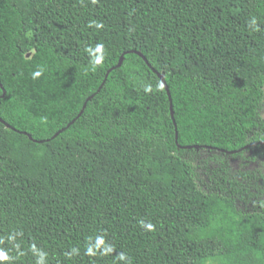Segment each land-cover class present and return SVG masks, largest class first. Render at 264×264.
<instances>
[{"label":"trees","instance_id":"obj_1","mask_svg":"<svg viewBox=\"0 0 264 264\" xmlns=\"http://www.w3.org/2000/svg\"><path fill=\"white\" fill-rule=\"evenodd\" d=\"M263 112L264 0H0V264H264Z\"/></svg>","mask_w":264,"mask_h":264},{"label":"water","instance_id":"obj_2","mask_svg":"<svg viewBox=\"0 0 264 264\" xmlns=\"http://www.w3.org/2000/svg\"><path fill=\"white\" fill-rule=\"evenodd\" d=\"M135 52H137V53H139V54H141L142 55V53L141 52H139V51H135ZM124 58H125V54H123L122 56H121V58H120V60H119V63L115 66V67H119V66H121L122 65V63H123V61H124ZM114 68V67H113ZM110 72V71H109ZM159 74V76H160V78H161V80H162V82L165 84V87H166V89H167V91H168V94H169V97H170V101H171V114H172V117H173V119H174V121H175V118H174V110H173V102H172V97H171V92H170V90H169V86H168V84H167V81H166V78H165V76L163 75V74H161V73H158ZM108 75V74H107ZM5 93H6V90H4V95H5ZM86 107V104L84 105V108ZM83 111H84V109L81 111V113L79 114V116L83 113ZM175 124H176V122H175ZM59 133H57L56 135H58ZM176 137H177V139H178V132H176ZM188 147H191V146H188ZM197 148H199V146H196Z\"/></svg>","mask_w":264,"mask_h":264},{"label":"rangeland","instance_id":"obj_3","mask_svg":"<svg viewBox=\"0 0 264 264\" xmlns=\"http://www.w3.org/2000/svg\"><path fill=\"white\" fill-rule=\"evenodd\" d=\"M232 162L235 166H238V160H233ZM246 166H248V168L260 167L264 169V159L263 160L259 159L256 161H248Z\"/></svg>","mask_w":264,"mask_h":264},{"label":"clouds","instance_id":"obj_4","mask_svg":"<svg viewBox=\"0 0 264 264\" xmlns=\"http://www.w3.org/2000/svg\"><path fill=\"white\" fill-rule=\"evenodd\" d=\"M35 75H37V76H38V75H39V73H36Z\"/></svg>","mask_w":264,"mask_h":264}]
</instances>
